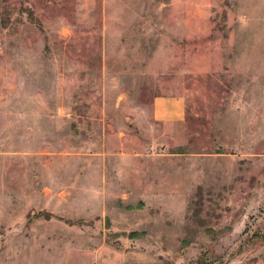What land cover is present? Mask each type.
Listing matches in <instances>:
<instances>
[{
  "label": "rangeland",
  "instance_id": "374dc122",
  "mask_svg": "<svg viewBox=\"0 0 264 264\" xmlns=\"http://www.w3.org/2000/svg\"><path fill=\"white\" fill-rule=\"evenodd\" d=\"M0 264H264V0H0Z\"/></svg>",
  "mask_w": 264,
  "mask_h": 264
},
{
  "label": "crops",
  "instance_id": "0c3cea01",
  "mask_svg": "<svg viewBox=\"0 0 264 264\" xmlns=\"http://www.w3.org/2000/svg\"><path fill=\"white\" fill-rule=\"evenodd\" d=\"M186 99L182 96H158L153 102L152 118L155 122L170 126L185 120Z\"/></svg>",
  "mask_w": 264,
  "mask_h": 264
}]
</instances>
